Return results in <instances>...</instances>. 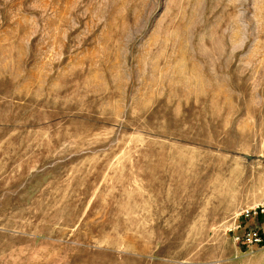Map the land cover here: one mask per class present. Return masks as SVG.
I'll list each match as a JSON object with an SVG mask.
<instances>
[{
    "label": "rangeland",
    "instance_id": "rangeland-1",
    "mask_svg": "<svg viewBox=\"0 0 264 264\" xmlns=\"http://www.w3.org/2000/svg\"><path fill=\"white\" fill-rule=\"evenodd\" d=\"M262 202L264 0H0V264H264Z\"/></svg>",
    "mask_w": 264,
    "mask_h": 264
},
{
    "label": "built area",
    "instance_id": "built-area-1",
    "mask_svg": "<svg viewBox=\"0 0 264 264\" xmlns=\"http://www.w3.org/2000/svg\"><path fill=\"white\" fill-rule=\"evenodd\" d=\"M240 218L248 220L264 219V202L259 203L253 207L244 209ZM242 226H236L235 230H239ZM235 241L247 247H261L264 245V235L257 228L245 229L241 236H235Z\"/></svg>",
    "mask_w": 264,
    "mask_h": 264
}]
</instances>
